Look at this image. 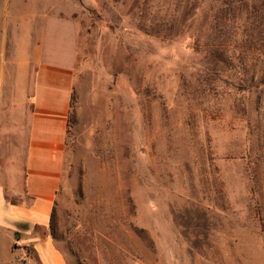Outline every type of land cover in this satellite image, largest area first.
Wrapping results in <instances>:
<instances>
[{"label":"rangeland","instance_id":"1","mask_svg":"<svg viewBox=\"0 0 264 264\" xmlns=\"http://www.w3.org/2000/svg\"><path fill=\"white\" fill-rule=\"evenodd\" d=\"M213 3L0 0L1 109L32 94L36 48L73 68L47 231L67 264H264V18L228 67Z\"/></svg>","mask_w":264,"mask_h":264},{"label":"crops","instance_id":"2","mask_svg":"<svg viewBox=\"0 0 264 264\" xmlns=\"http://www.w3.org/2000/svg\"><path fill=\"white\" fill-rule=\"evenodd\" d=\"M9 41L0 36V48ZM32 55L33 89L22 111L0 102V264H67L47 231L66 165L74 72L47 61L41 48Z\"/></svg>","mask_w":264,"mask_h":264},{"label":"trees","instance_id":"3","mask_svg":"<svg viewBox=\"0 0 264 264\" xmlns=\"http://www.w3.org/2000/svg\"><path fill=\"white\" fill-rule=\"evenodd\" d=\"M211 11L213 12L211 30L216 35V42L208 48H216L211 53L216 63H223L229 67L232 61L239 59L236 58L233 49L244 48L239 45V39L241 35H244L250 29L248 28L249 21L259 13L264 18V0H214ZM242 16L245 17L243 23H241ZM262 36V39L254 40L251 42L253 44H250L247 48H254L255 51L259 52L264 49V35L262 34ZM73 101L74 96L72 93L68 115L70 121L74 119Z\"/></svg>","mask_w":264,"mask_h":264}]
</instances>
